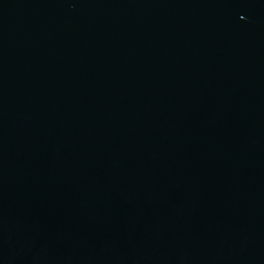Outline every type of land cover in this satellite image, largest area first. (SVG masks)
I'll return each instance as SVG.
<instances>
[{
  "label": "water",
  "instance_id": "1",
  "mask_svg": "<svg viewBox=\"0 0 264 264\" xmlns=\"http://www.w3.org/2000/svg\"><path fill=\"white\" fill-rule=\"evenodd\" d=\"M0 264H264V0H0Z\"/></svg>",
  "mask_w": 264,
  "mask_h": 264
}]
</instances>
